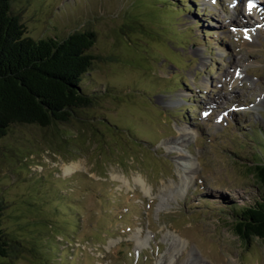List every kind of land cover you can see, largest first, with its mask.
Returning a JSON list of instances; mask_svg holds the SVG:
<instances>
[{"label": "rangeland", "instance_id": "1", "mask_svg": "<svg viewBox=\"0 0 264 264\" xmlns=\"http://www.w3.org/2000/svg\"><path fill=\"white\" fill-rule=\"evenodd\" d=\"M254 1L249 11L245 0H186L177 12L161 0H13L35 39L96 32L103 59L83 86L117 133L105 134L107 156L65 160L38 128H12L0 139L3 228L39 239L46 264H264L263 242L239 241L227 208L257 200L248 168L264 164V1ZM127 19L144 32H118ZM26 256L19 264H38Z\"/></svg>", "mask_w": 264, "mask_h": 264}, {"label": "trees", "instance_id": "2", "mask_svg": "<svg viewBox=\"0 0 264 264\" xmlns=\"http://www.w3.org/2000/svg\"><path fill=\"white\" fill-rule=\"evenodd\" d=\"M163 1L162 7L171 5ZM142 27L136 19H127L117 31L128 36L129 30L144 32ZM95 41L96 32L88 27L65 37L35 39L27 33L13 0H0V139L12 128L31 126L40 131L37 142L65 160L90 152L92 160L107 156L105 134L117 131L105 114L92 112L98 110L100 95L83 86L86 72L103 59L92 52ZM248 171L259 196L247 206L228 204L232 232L244 245L252 239L264 244V164H254ZM2 201L0 197V264H19V258L26 259L31 253L42 259L39 239L28 243L3 228ZM37 258L36 263L46 264Z\"/></svg>", "mask_w": 264, "mask_h": 264}, {"label": "bare ground", "instance_id": "3", "mask_svg": "<svg viewBox=\"0 0 264 264\" xmlns=\"http://www.w3.org/2000/svg\"><path fill=\"white\" fill-rule=\"evenodd\" d=\"M249 35H250V34H248L247 36L249 37ZM184 131H185V130H184ZM176 153H177V154H182L180 151H176ZM180 164H181V163H180ZM189 168H190V167H189ZM184 169H185L184 171H186V169H188V165H185V164H184ZM70 170H71V168H70V167H67L66 170H65V172L68 173V172H70ZM161 260H162V259H161ZM159 264H162V262L159 263Z\"/></svg>", "mask_w": 264, "mask_h": 264}, {"label": "snow or ice", "instance_id": "4", "mask_svg": "<svg viewBox=\"0 0 264 264\" xmlns=\"http://www.w3.org/2000/svg\"><path fill=\"white\" fill-rule=\"evenodd\" d=\"M253 7H254V5L251 2H249V4H248V10L251 11ZM205 115H207V113H205Z\"/></svg>", "mask_w": 264, "mask_h": 264}]
</instances>
